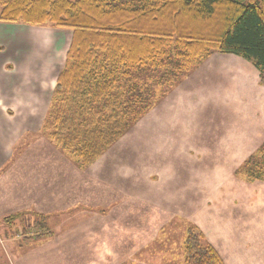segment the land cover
Wrapping results in <instances>:
<instances>
[{
  "label": "rangeland",
  "instance_id": "374dc122",
  "mask_svg": "<svg viewBox=\"0 0 264 264\" xmlns=\"http://www.w3.org/2000/svg\"><path fill=\"white\" fill-rule=\"evenodd\" d=\"M57 79L0 171V264H92L104 244L108 264H185L190 227L220 254L242 249L264 264V181L242 167L264 143V81L251 63L214 53L158 88L156 105L88 166L46 127ZM36 213L54 235L28 244L22 221Z\"/></svg>",
  "mask_w": 264,
  "mask_h": 264
},
{
  "label": "trees",
  "instance_id": "16d2710c",
  "mask_svg": "<svg viewBox=\"0 0 264 264\" xmlns=\"http://www.w3.org/2000/svg\"><path fill=\"white\" fill-rule=\"evenodd\" d=\"M0 20L50 24L72 32L46 122L53 137L75 146L80 163L95 162L165 93L214 53L251 63L264 81V0H0ZM242 167L264 181V143ZM20 214L7 217L12 222ZM22 221L26 243L54 232L45 214ZM112 248L92 264H108ZM185 264H227L204 234L190 227Z\"/></svg>",
  "mask_w": 264,
  "mask_h": 264
},
{
  "label": "crops",
  "instance_id": "0c3cea01",
  "mask_svg": "<svg viewBox=\"0 0 264 264\" xmlns=\"http://www.w3.org/2000/svg\"><path fill=\"white\" fill-rule=\"evenodd\" d=\"M38 26L0 20V171L10 164L22 134L40 124L48 109L50 87L65 62L66 42L72 37L67 29ZM49 29L52 45L47 31H42ZM220 255L227 264L253 261L242 249Z\"/></svg>",
  "mask_w": 264,
  "mask_h": 264
}]
</instances>
